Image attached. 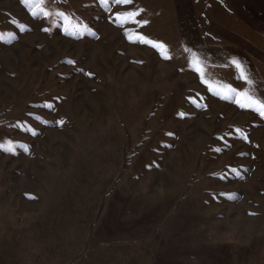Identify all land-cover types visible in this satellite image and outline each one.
<instances>
[{
  "label": "rangeland",
  "instance_id": "rangeland-1",
  "mask_svg": "<svg viewBox=\"0 0 264 264\" xmlns=\"http://www.w3.org/2000/svg\"><path fill=\"white\" fill-rule=\"evenodd\" d=\"M44 11L0 0V264H264V117L225 89L264 99V0Z\"/></svg>",
  "mask_w": 264,
  "mask_h": 264
},
{
  "label": "snow or ice",
  "instance_id": "snow-or-ice-1",
  "mask_svg": "<svg viewBox=\"0 0 264 264\" xmlns=\"http://www.w3.org/2000/svg\"><path fill=\"white\" fill-rule=\"evenodd\" d=\"M25 2L26 3L34 2L36 7L41 8V10L43 11V14L45 16L50 15L49 12L44 11L45 0H25ZM114 2L116 4H118V5H130V4H132V0H114ZM100 3L102 5H107L108 0H100ZM142 11H143V9H138L136 11L117 13L116 14V19L120 20L121 22H129L130 21L132 23L137 24L138 26H143L144 24H147V21H138V20H136V17L139 16L140 12H142ZM33 15H35V13H33ZM59 15L63 16L64 14L63 13H59ZM65 19H67V17H65ZM129 38L131 39V35H129ZM136 38L140 42H143V43H146V44H150L153 48L161 50V54L164 56V58H166V59L170 58L167 55L166 46L164 44L152 41V40L146 38L145 36L139 35V34H136ZM69 63H73V62L69 61ZM192 64H193L194 70L200 74L201 79L205 83H207V81L204 80L205 70L201 66V64L199 62V59L197 57H195V54H193ZM232 64L235 66V68L239 72L238 79L243 80L247 84H251L252 81L248 78V76L245 73L242 65L238 61H235V60L232 61ZM209 86L211 87V85H209ZM225 89H226V93H228V94L235 93L236 96L239 97V99L236 100V103L239 104V106L241 108L251 109V110L257 112L261 117H264V99H260V98H257L255 96L251 95L247 90H245V91H237L236 88H233L230 85L225 86ZM222 98L227 99V98H229V96L226 94ZM180 115L183 117L184 113H180ZM239 131L240 130L237 129V132H239ZM32 134L35 135V132H33ZM169 135H171V133H169ZM241 136H243L242 133H241ZM244 138L246 139V137H244Z\"/></svg>",
  "mask_w": 264,
  "mask_h": 264
}]
</instances>
